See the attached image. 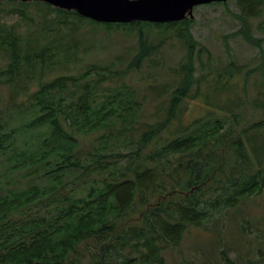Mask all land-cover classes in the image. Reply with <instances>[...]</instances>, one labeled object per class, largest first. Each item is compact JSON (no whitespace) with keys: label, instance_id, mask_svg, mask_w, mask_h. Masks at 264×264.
Segmentation results:
<instances>
[{"label":"trees","instance_id":"1","mask_svg":"<svg viewBox=\"0 0 264 264\" xmlns=\"http://www.w3.org/2000/svg\"><path fill=\"white\" fill-rule=\"evenodd\" d=\"M3 4L40 26L24 33L0 20V85L9 90L7 100L0 99V264H164V252L178 247L190 228H206L263 193L264 51L246 18L259 16L264 0L258 10L250 0H237L241 15L233 16L243 27L223 35L228 53L229 38L240 36L262 58L261 79L254 94L245 95L256 118L244 124L243 99L212 103L204 89L211 109L187 125L180 122L183 102L192 89L199 93L200 78L208 84L213 70L207 65L195 75L208 50L193 36L191 19L98 23L41 1H0V9ZM85 22L105 31L136 29L137 51L125 67L92 62L76 73L61 72L88 53ZM143 28L157 30L160 40L152 44ZM167 36L185 47L173 83L128 81ZM243 68L230 59L215 72H223L217 78L225 83L242 78L246 91ZM54 70L60 73L52 76ZM139 87L160 89L155 112L144 113ZM93 133L99 135L85 149L82 139ZM220 254L217 264H255Z\"/></svg>","mask_w":264,"mask_h":264},{"label":"rangeland","instance_id":"2","mask_svg":"<svg viewBox=\"0 0 264 264\" xmlns=\"http://www.w3.org/2000/svg\"><path fill=\"white\" fill-rule=\"evenodd\" d=\"M212 3L214 4H203L193 8L191 32L195 39L208 50V53L203 51L200 55V61L198 60L196 64V77L200 73H204L203 69L207 65L213 70L207 76L208 84L204 85L205 80L203 79L205 77L200 78L198 83L200 86L199 93L196 94L195 88L192 89L190 97L183 102L180 122L187 125L193 119L201 118L211 109L209 106H205V94L204 96L201 94L204 89H209L212 96H209L208 99L212 103H226V98H228L226 104L230 105L242 103L243 99L245 111L242 108L240 111L243 115V123L247 124L252 119L250 115L254 119L256 115L250 112L251 109L245 100V95L247 93L248 96H252L255 82L261 79L259 70L256 69L262 62V58L258 48L240 36L229 38L230 53L227 52L223 35L243 27L242 19L233 16V13L241 15L237 0L226 1L227 5L224 2ZM250 3L252 9L258 10V0H250ZM1 7L4 8L0 9V20L2 22L7 25H14L18 32H39L40 25L37 24L36 20L33 21L22 17L17 12L6 10L9 7L7 4H3ZM262 10L259 16L246 19H248L251 35L259 39L264 51V7H262ZM30 11L33 12L34 9L30 8ZM81 25H83V22ZM81 30L86 35L88 53L86 56L79 55L80 61L78 63L71 65L68 70L64 68L61 72L76 73V71L84 69L87 64L92 62L101 63L102 65L112 64L116 68H123L137 51L138 37L136 29L129 30L128 27L119 26L105 31L101 27L93 29L91 25H87L85 22ZM144 32L148 33L149 41L152 44H156L161 38V34H158L157 30L144 29ZM184 53L185 47L183 44L175 37L167 36L165 43L151 57V60H147L140 70L130 73L127 80L142 84L141 78L144 77V82L173 83L172 77L180 63L179 61H182ZM230 59L244 65L243 70L249 77L246 91L242 89V78L239 84L235 83V80H231V83H225L224 77L219 76L217 78V75L223 74V72H215V70L224 68ZM4 62L5 58L0 52V66ZM202 64L206 66L202 67ZM59 73L60 71L54 70L52 76ZM109 84V81L104 82L99 87L98 93H101L103 86ZM138 89L140 94H145L142 99L144 113L147 115L155 112L157 108L153 99L160 89L155 88L152 93L140 89V87ZM8 94V88L5 85H0V99L5 102ZM164 105L165 103H162L160 107ZM212 112L218 113L219 111L214 108ZM248 118L250 119L248 120ZM98 135L99 133H93L84 137L81 145L86 149L90 143L95 141ZM118 150L127 151L124 147H120ZM17 179H19V176H16L15 180ZM20 181L23 184L25 179ZM34 209L36 211L40 210L38 207ZM88 247L93 248L92 241L88 243ZM221 250L227 251L230 257L238 260L249 258L255 264H264V191L262 194L251 196L242 201L238 204V207L226 211L224 217L218 216L212 219L206 228H190L178 247L169 248L164 252V264H217V262L222 261ZM80 252L83 253L84 251Z\"/></svg>","mask_w":264,"mask_h":264},{"label":"water","instance_id":"3","mask_svg":"<svg viewBox=\"0 0 264 264\" xmlns=\"http://www.w3.org/2000/svg\"><path fill=\"white\" fill-rule=\"evenodd\" d=\"M1 1V0H0ZM41 1L98 23H167L193 19V8L228 0H8ZM33 264H41L39 261Z\"/></svg>","mask_w":264,"mask_h":264}]
</instances>
